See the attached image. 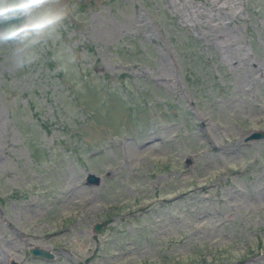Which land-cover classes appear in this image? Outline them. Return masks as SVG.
<instances>
[{"label":"rangeland","instance_id":"obj_1","mask_svg":"<svg viewBox=\"0 0 264 264\" xmlns=\"http://www.w3.org/2000/svg\"><path fill=\"white\" fill-rule=\"evenodd\" d=\"M63 3L0 46V264H264V0Z\"/></svg>","mask_w":264,"mask_h":264},{"label":"clouds","instance_id":"obj_2","mask_svg":"<svg viewBox=\"0 0 264 264\" xmlns=\"http://www.w3.org/2000/svg\"><path fill=\"white\" fill-rule=\"evenodd\" d=\"M71 14L63 0H0V46H11V62L23 69L40 59L42 47L61 38ZM60 70L74 61L71 50H57Z\"/></svg>","mask_w":264,"mask_h":264},{"label":"water","instance_id":"obj_3","mask_svg":"<svg viewBox=\"0 0 264 264\" xmlns=\"http://www.w3.org/2000/svg\"><path fill=\"white\" fill-rule=\"evenodd\" d=\"M0 27H2V25H0ZM260 136H262V132L261 131H251V132L247 133L244 136V140L258 138ZM84 181L87 184L96 185V184H98L100 182V176L95 174V173H93V172H88L85 175ZM100 230H101V223L100 222H94L93 223V231L94 232H99ZM28 251H29L30 254L41 256V257H44V258H51L52 257V253L51 252H49L48 250L43 249L41 247H38L36 245L31 246L28 249ZM9 264H19V263L14 261V260H10Z\"/></svg>","mask_w":264,"mask_h":264},{"label":"bare ground","instance_id":"obj_4","mask_svg":"<svg viewBox=\"0 0 264 264\" xmlns=\"http://www.w3.org/2000/svg\"><path fill=\"white\" fill-rule=\"evenodd\" d=\"M220 11V10H219Z\"/></svg>","mask_w":264,"mask_h":264}]
</instances>
